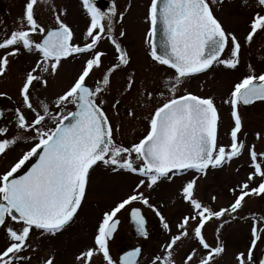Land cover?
<instances>
[{
  "label": "snow or ice",
  "instance_id": "1",
  "mask_svg": "<svg viewBox=\"0 0 264 264\" xmlns=\"http://www.w3.org/2000/svg\"><path fill=\"white\" fill-rule=\"evenodd\" d=\"M218 3L222 5L224 0H150L145 17L149 23L147 54L156 65L167 66L174 74L167 75L159 88L148 90L145 85L141 92L135 70L127 71L120 98L112 96L110 101L106 94L112 90L113 75L127 69L131 63L130 54L121 43L127 35L126 30L120 28L119 38L114 31L117 23L114 0L106 10H101L94 0H82L90 18L83 33V43H73V30L62 19L66 9L58 12L50 0H25L18 26L10 34L0 37V75L6 74L9 58L18 56L21 49L39 56L18 89L21 107L14 109L11 120L16 135L8 138L9 127L0 126V155L6 154L20 140L32 141L10 168L0 173V229L6 237V245L0 249V264H31L32 257L23 253L38 250L29 243L34 229L41 237L55 236L71 225L86 196L90 172L98 165L112 173L124 171L142 178L131 194L103 213L93 245L76 254L73 264H93L97 255L102 256V264H138L139 247L124 252L119 261L110 254L109 239L119 223L115 219L117 214L139 201L151 207L163 228L170 231L163 215L140 189H151L161 180L173 181L189 170L206 175L209 168L222 167L240 157L247 148L252 171L229 189L233 200L227 207L214 210L210 204L197 199L196 176L182 182L179 194L191 211L178 222L177 233L164 245V255H156L151 261V264H176L175 246L190 238L195 246L184 256L182 264H215V258L225 251L219 235L228 222L225 216L235 220L247 197H264V152H257L255 144L248 146L240 139L243 120L239 112L241 105L264 102V70L257 73L251 64L247 65L248 71L233 85L229 98L223 101L230 106L233 122L228 146L217 142L219 113L214 98L194 95L187 90L177 94L187 78L204 73L213 65L235 70L241 63V40L233 31L226 30L214 14L213 8ZM40 4L51 11L54 26L46 28L38 22L35 9ZM242 4L251 7L248 0H242ZM124 17V12L118 14L119 23ZM261 32H264V0H255L244 43L251 44ZM36 36L40 39H35ZM105 38L114 49V59L107 67L103 61L107 53L98 50L99 43ZM226 48L230 53L227 58H222ZM70 57L83 59L73 81L55 98L59 111L53 113L44 101L34 106V84L46 87L45 74L55 75L61 61ZM94 71L99 74L92 86L87 80ZM134 88L138 105L147 107L154 99L157 103L144 117L146 134L138 142L125 146L114 138L121 126L113 124L105 107L110 105L119 115L124 97ZM0 96H7V93H0ZM68 105L74 106V110L63 111ZM24 110L32 113L31 120ZM125 111L129 118H137L133 107L129 106ZM3 115L4 110L0 109V116ZM47 120L54 126L47 127ZM256 139H264V136L257 132ZM37 155L39 159L23 175H15ZM210 200L214 203L217 197L213 195ZM250 217V246L246 255L237 253L235 259L237 264H264V258L257 261L254 257L258 241L264 240V216L252 213ZM131 218L138 234L146 237L148 233L141 210L132 208ZM213 220L221 222L215 230L214 245L209 244L203 234L206 224ZM38 264H55V257H42Z\"/></svg>",
  "mask_w": 264,
  "mask_h": 264
},
{
  "label": "rangeland",
  "instance_id": "2",
  "mask_svg": "<svg viewBox=\"0 0 264 264\" xmlns=\"http://www.w3.org/2000/svg\"><path fill=\"white\" fill-rule=\"evenodd\" d=\"M50 2L55 5L58 12L60 11L59 8H61V4H67L68 18L70 16L74 18V16L80 14L74 9L73 0H50ZM24 3L25 0H0V37L5 33L10 34L13 28L18 26V18L22 16ZM248 3L251 7L244 6L242 0H224L222 5L218 3L213 8L215 14L221 20L225 28L229 31H233L241 40V63L237 69L211 68L202 75L186 79L183 86L177 92V94H180L183 93L184 90H187L193 91L195 94L204 97L212 96L214 98L220 110L217 137L218 145L228 146L231 142L229 133L233 122L230 117V109L228 110L229 105L223 102L224 98H229L230 87L232 84L238 82L237 79L244 74V72L248 71L246 65L251 64L257 72L264 67V32L257 34L251 44L244 43L243 41V37L247 31L249 17L252 15L253 9L255 8V0H248ZM35 12L38 22L43 26L53 24L52 20L54 17L47 6L40 4L36 7ZM132 12L133 11L130 10L129 14ZM138 15L139 11H137V16ZM139 36L142 35H140V33L136 35L137 40ZM34 38L38 40L39 36ZM131 38L132 37L128 38L131 51L136 53L135 56L139 55V57H141L140 64H135L133 69L137 70L140 75L147 74L141 75V77L137 79V87L141 92L144 91L145 85L148 90H152L156 87L153 88L148 86L154 82L153 78L158 77V72H156V70H143L144 50L141 45L136 44V41L134 39L131 40ZM229 53L230 49L227 48L225 51L226 58ZM0 55H2V51H0ZM38 58L39 56L35 52L29 53L27 56L21 53L18 57L9 58L10 62L6 74L0 75V91L8 94L6 97H0L3 99L2 106L5 109H8L10 106L16 108L21 107L18 89L25 74L35 66V62ZM71 66V63L66 64V71L68 73ZM122 73H115L113 75V77L115 76L116 78H112V90L110 93L106 94L110 101L112 96H119L121 85L125 79V77H122ZM148 73H157V75L151 76ZM116 74H120L119 77L122 78L119 80ZM45 77L48 80L46 87L39 83L34 84L32 88V101L34 106H37L39 101H44L49 104L50 108L55 110L57 108L54 103L56 96L61 94L62 90L68 87L72 80L63 77V74H61V66L55 75L45 74ZM163 77L164 76H162V79ZM191 79L194 81H189ZM8 97H11V99H8ZM137 99V92L134 88L130 94L124 97L119 107V115L113 113V115L110 116L114 125L120 124L121 126L120 132L116 134L114 138L117 143H123L125 146H129L132 142H138V139L146 133L147 122L144 117L148 115L149 108L157 103V100L154 99L148 103L147 107H142L137 104ZM129 106L135 109L137 118H129L126 115L125 109ZM108 107H110V105L106 106V108ZM24 111L27 113V110ZM239 112L243 120L240 139L244 140L248 146L255 144L257 152H264V140L256 139L257 132H260L262 136L264 132V104L258 103L246 109H240ZM12 116L13 114L9 113L4 123L5 126L9 127L7 136L16 133L12 132L15 129L14 124L11 123ZM31 117L32 115L28 116V118ZM49 123L50 127L54 126L51 120H49ZM24 142L25 141L20 140L14 145L13 149L19 147V151H15L13 152L14 154L12 153L11 155L9 154L10 159L8 155L6 157L4 155L5 158L0 162V171L4 170L22 149H26L32 143L30 140L27 143ZM249 171H252V169L250 167L248 151L247 148H245L240 157L234 158L231 162L226 163L220 168H209L206 175L198 174L192 170L174 178L173 181L161 180L151 189L142 187L140 191L149 198L150 204L155 205L160 211L165 221L169 224L170 231L163 228L155 211L147 206L144 208V213L148 217V235L143 240L135 238L132 235L131 224L127 220L126 213L130 206H141V202H133L117 214L121 223L114 241L110 244V248H112L113 252L111 253L115 255L113 259H116L118 250L133 246L140 242L143 243V251L139 264H151V261L156 255H164V245L170 241L172 235L177 233L178 222L184 215L189 214L191 211L189 204L184 202L179 194V189L182 187L183 181L196 176L197 184L195 188V197L204 204H210L214 210H218L220 207H227L232 202L233 196L229 189L235 186L238 181L246 179ZM141 178L142 177L136 174H130L124 171L112 173L110 169H106L102 165L95 166L90 172L87 192L82 201V206L78 210V214L71 225L55 236L46 235L41 237L40 233L34 229L32 232V239L29 243L32 244L33 248L38 250L35 253L25 251L23 255L32 257L31 264H38L40 258H46L48 255H54L55 264H73L76 254L93 245L94 235L100 220H102L103 213L110 210L116 203L131 194L136 183H138ZM258 182L257 180V183ZM213 195L217 197L214 203L210 200ZM252 213H255L257 216H264V197H247L235 220H229V218L225 216L224 219L228 222L224 225L219 234L225 251L215 258V264H237L235 259L236 254L240 252L245 253V255L247 254L248 243L251 240L250 229L252 220L250 214ZM220 223V221L213 220L206 224L203 234L209 244H215V230ZM18 226L19 225H17V227ZM192 226V222H190L189 227L191 228ZM5 245L6 237L3 229H0V249L5 247ZM194 246L195 242L190 238H185L178 242L174 248V259L176 264H182L184 256L191 251ZM263 247L264 240L258 241L254 249V253L257 257ZM198 258L199 257H197V259ZM93 264H102L100 255L93 258ZM193 264H195V262H193Z\"/></svg>",
  "mask_w": 264,
  "mask_h": 264
},
{
  "label": "flooded vegetation",
  "instance_id": "3",
  "mask_svg": "<svg viewBox=\"0 0 264 264\" xmlns=\"http://www.w3.org/2000/svg\"><path fill=\"white\" fill-rule=\"evenodd\" d=\"M74 1V9L77 10L80 14L78 16H74V18H71V16L68 18L67 17V4H61V8H59V10H62V9H66V14H63L62 15V19L64 20L65 23H67L71 29L73 30V33H74V40H73V43H83L84 41V36H83V33L86 31V27L87 25L89 24L90 22V18L88 17L87 15V12L86 10L83 8V5H82V0H73ZM94 2L96 3V5L98 7L101 8V10H106L108 7L112 6L113 4V0H94ZM114 3H115V7H116V10H117V16L114 18V20L117 21L115 27H114V31L116 32L117 34V37H118V33H119V30L120 28H124L127 32V35L126 37H124L122 40H121V43L122 45L126 48V50L129 52L130 54V57H131V63L130 65L128 66L127 69L123 70V71H120V72H117V73H122V72H127V71H131V70H135L133 69V67L135 66V64H138L139 62H141V57H139V55L135 56L136 53L134 51H131V48H130V43L128 41V38L129 37H132L131 40H135L136 44H139L141 45L142 49L144 50L143 54H144V59H143V63H144V66H143V70H156V72H158V77L157 78H153L154 82L151 83L148 87H156V88H159L161 86V81L167 76V75H172L174 74V70H171L169 68H167V66H159V65H156L154 62L151 61V58L150 56H148V44L146 43V39H147V31H148V28H149V23L147 22V20L145 19L146 17V12H147V6L148 4L150 3V0H114ZM130 10H132L133 12L129 14ZM137 11H139V15L137 16ZM214 11V9H213ZM120 12H124L125 13V17H124V20L122 23H119V20H118V14ZM214 14H215V11H214ZM216 15V14H215ZM217 16V15H216ZM139 17V18H138ZM218 18V17H217ZM219 19V18H218ZM52 23L51 25H47L45 26L46 28L47 27H52L54 26L55 24V21L54 19L52 20ZM223 24V23H222ZM224 26V25H223ZM225 27V26H224ZM226 29V28H225ZM227 30V29H226ZM140 33V35L142 36H139L138 37V40H137V37L136 35H138ZM129 36V37H128ZM40 38V37H39ZM119 38V37H118ZM139 42V43H138ZM227 49V48H226ZM225 49V51H226ZM98 50H102V51H105L107 53V55L104 56L103 58V61H104V65L105 67L109 66L110 65V62L113 61L114 59V56H113V53H114V49L113 47L111 46L110 42L107 41V39H103L100 43H99V46H98ZM21 53L22 54H25L26 56L29 55V52L27 51H24L23 49H21ZM20 53V54H21ZM225 52L222 54V58H226L225 57ZM18 57V56H16ZM82 59L83 57H75V58H67V59H63L61 61V74H63V77L64 78H68L69 80H72L74 79V77L77 75L78 71L80 70L81 68V62H82ZM26 63H27V60H26ZM67 63H71V69L69 71V73L66 71V64ZM140 64V63H139ZM138 64V65H139ZM247 66V65H246ZM225 68L223 65H213L211 68ZM254 67V66H252ZM210 68V69H211ZM138 69V67H137ZM261 70H264V67L261 69ZM260 70V71H261ZM208 71V70H207ZM206 71V72H207ZM259 71V72H260ZM125 72L122 73V77H125ZM204 72V73H206ZM247 72V71H246ZM244 72V74L246 73ZM257 72V73H259ZM135 73H136V78L139 79V77H141V75H147V74H138L137 70H135ZM204 73H199V74H195L193 75L192 77L190 78H194L195 76H198V75H202ZM98 72L97 71H94L92 73V75L88 78L87 80V83L89 85H92L94 86V80L97 78L98 76ZM149 75H157V73L153 74V73H148ZM140 75V76H139ZM243 75V74H242ZM242 75L237 79H241L242 78ZM69 76V77H68ZM73 76V77H72ZM116 76H120V74H116ZM162 76L163 79H162ZM72 77V78H71ZM115 77V76H114ZM112 77V78H114ZM122 77H119V80L122 78ZM116 78V77H115ZM190 78H187V79H190ZM71 81V82H72ZM189 81H194L193 79L189 80ZM22 84V83H21ZM235 84V83H234ZM230 87V90H229V95H230V91H231V88L233 87V85ZM67 88V87H66ZM65 88V89H66ZM63 89V90H65ZM62 90V91H63ZM189 92H192L194 95H198V94H195L193 91H189ZM0 93H6V92H2L0 91ZM184 93V92H183ZM183 93H180L178 95H181ZM8 96V94H7ZM10 96V95H9ZM201 96V95H199ZM2 97V96H0ZM6 97V96H5ZM204 97V96H202ZM116 98H120V96H116ZM136 98V97H135ZM134 98V99H135ZM21 99V98H20ZM224 100H226V98H224ZM215 101V100H214ZM2 102H3V99L0 98V109L4 110V115L3 116H0V126H5L4 123H5V120L8 118V114L9 113H12L14 112V109L16 107H9L8 109H5L3 106H2ZM218 102V101H216ZM264 104V102H254L252 105H248V106H244V105H241L239 110L240 109H246L247 107H250V106H253V105H256V104ZM216 104V103H215ZM218 105V104H217ZM216 105V106H217ZM50 107V106H49ZM74 108V106L72 105H69V106H66L65 109H63V111H72ZM218 109V113H220V110L219 108L217 107ZM230 109V106H228V110ZM50 110L55 113L57 111H59V109H52L50 108ZM105 111L107 112V114L110 116L113 115V113L115 114L116 112L114 110H112L110 107L106 108L105 107ZM231 112V109L230 111ZM25 115L28 117V116H31L32 113L27 111V113L25 112ZM33 118V115L31 118H28L29 120H31ZM46 125L47 127H50V123H49V120L46 121ZM12 132H16V130L14 129ZM16 135V133L14 134ZM13 135H8V138H11ZM218 137V136H217ZM28 142V141H27ZM27 142H24V143H27ZM32 144V143H31ZM31 144L28 146L30 147ZM28 147L26 149H22L20 151V153H18V155L12 159V161L8 164V166L0 171V173L8 170L11 166V164H13L18 158L19 156L22 154L23 151H26L28 149ZM14 146H12L7 152L5 155V157L8 155L9 156V159H10V155L15 152V151H19V147H15V149H13ZM10 154V155H9ZM14 154V153H13ZM4 155H0V162L2 159H4ZM134 206H137V205H134ZM133 207V206H130L127 210V213H126V217H127V220L128 222L131 224V221H130V215H129V210L130 208ZM140 207L141 209V213L142 215L145 217V220H146V231L148 232V217L147 215L144 213V208H146L147 206H138ZM118 220H119V223L117 225V228L116 230L114 231L113 235H112V238L109 239V250H110V254L112 257H114L115 255H113L112 253V248H110V244L112 243V241H114L117 233H118V230L120 228V223H121V220L119 217H116ZM115 218V219H116ZM102 219V218H101ZM98 228V227H97ZM97 230V229H96ZM131 231H132V235L135 237V238H139L141 240L145 239L146 237L143 236V237H140V236H137L135 234V232L133 231V227H132V224H131ZM251 239V238H250ZM251 241V240H250ZM133 247H139L141 248V253L138 257V264L140 263V258H141V255H142V251H143V243L140 242V243H136L135 245L133 246H129V247H124L120 250L117 251L116 253V261H118V257L119 255L125 251V250H128V249H131ZM112 252V253H111ZM100 257L102 258V256L100 255ZM254 257L257 259L258 261V257L257 255L254 253Z\"/></svg>",
  "mask_w": 264,
  "mask_h": 264
},
{
  "label": "water",
  "instance_id": "4",
  "mask_svg": "<svg viewBox=\"0 0 264 264\" xmlns=\"http://www.w3.org/2000/svg\"><path fill=\"white\" fill-rule=\"evenodd\" d=\"M159 39H160L159 36H157V43H159ZM38 159H39L38 155L30 158V161L26 162L25 166H23L22 169L18 170V172L15 175H23L24 172H26L32 166V164H34L36 162V160H38ZM132 222H133V220H132ZM133 224H134V231L136 232V234H138V232L136 230L135 223L133 222ZM138 235H140V234H138ZM260 258H264V251L262 252Z\"/></svg>",
  "mask_w": 264,
  "mask_h": 264
}]
</instances>
